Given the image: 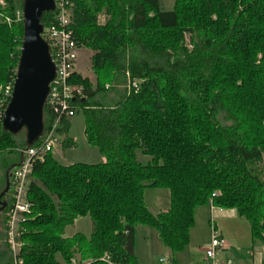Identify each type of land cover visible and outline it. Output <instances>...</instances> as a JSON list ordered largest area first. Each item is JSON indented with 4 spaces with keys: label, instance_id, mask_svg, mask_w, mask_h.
Wrapping results in <instances>:
<instances>
[{
    "label": "trees",
    "instance_id": "obj_1",
    "mask_svg": "<svg viewBox=\"0 0 264 264\" xmlns=\"http://www.w3.org/2000/svg\"><path fill=\"white\" fill-rule=\"evenodd\" d=\"M5 2L0 87L16 78L24 36L17 20L23 0ZM70 3V30L79 50L91 52L99 76L93 86L74 74L71 84L83 96L72 106L84 115L88 144L106 162L62 166L48 153L35 164L31 213L19 239L24 264H138V228L156 230L175 255L189 245L195 211L205 206L236 211L249 223L252 241L264 246V0H175L171 11L162 0ZM53 17L44 15V28ZM45 115L47 129V108ZM70 121L62 122L59 135ZM25 149V134L14 137L0 124V159L15 156L0 160L5 188ZM150 189L170 192L169 211L148 209ZM6 197L0 264L12 262L6 243L11 190ZM82 218L91 220L92 234L66 238Z\"/></svg>",
    "mask_w": 264,
    "mask_h": 264
},
{
    "label": "built area",
    "instance_id": "obj_2",
    "mask_svg": "<svg viewBox=\"0 0 264 264\" xmlns=\"http://www.w3.org/2000/svg\"><path fill=\"white\" fill-rule=\"evenodd\" d=\"M5 5V4H4ZM52 22L44 28L43 36L48 41L52 58L56 65V78L51 83L50 95L46 108L49 113V122L41 144L21 152L23 160L20 166L12 171L11 197L12 206L7 215L6 243L10 250L11 264H24L21 256L23 243L19 240L24 232L23 225L27 222L25 216L31 213V204L28 202V191L30 177L37 162H43L48 153H52L62 145L59 129L63 121L72 120L76 115L72 102L82 98L83 89L71 84L75 74L78 60L79 48L74 40L71 29V3L70 0H55V12ZM17 20L23 22L22 12L17 13ZM8 24L12 21L6 18ZM15 82V80H14ZM14 82L0 87V124L7 106L12 98ZM135 90L139 87L134 84ZM45 108V109H46ZM214 209L213 206H211ZM212 241L210 247L205 251L206 264H237L231 259L218 261L217 257L221 251H226L228 242L220 235L215 226L214 218L211 220ZM72 264H78L73 260ZM260 264H264V257Z\"/></svg>",
    "mask_w": 264,
    "mask_h": 264
},
{
    "label": "rangeland",
    "instance_id": "obj_3",
    "mask_svg": "<svg viewBox=\"0 0 264 264\" xmlns=\"http://www.w3.org/2000/svg\"><path fill=\"white\" fill-rule=\"evenodd\" d=\"M20 1L21 0H16L18 4H20ZM174 3H175V0H162V7L166 11H171L174 8ZM4 4L6 5L5 0H0V9H5ZM105 20H106L105 17H101L102 22H104ZM188 39L189 38H187V42L189 43ZM91 55L92 54L89 50H86V49L79 50L78 60H77L76 67H75V74H77L84 80H88V82L91 85L95 86L97 84V79L99 78V76H97L94 70L92 69ZM113 98H114V95L112 94L110 96V99H113ZM85 128H86V124H85L84 115L83 113H79L71 120V124L69 126L68 131L63 135H60V140L62 144L66 140H71L72 142L75 143L74 147H63V145H61L60 147L56 148L52 152L54 159L60 165L62 166H69V165H74V164L98 165L106 161L105 157L100 153L98 148L90 146L88 144L86 135H85ZM4 158L5 160H11V159L14 160L15 156L6 155L4 156ZM4 158H1V159H4ZM138 160L141 163L147 164L149 161V158H146L143 155H141V153H138ZM1 163L2 162H0V195L5 190V186L3 184V174L1 172ZM6 198L8 199V197ZM156 199L162 200L161 203L166 206V205H169L171 196L169 198V191L167 190H151L150 189L149 191L145 192L146 205L147 204L150 206L153 205L152 207H155ZM217 224H218V227L221 229L222 226H220V222L219 223L217 222ZM92 228H93V225L90 219L82 218L79 221H76L73 226L68 227L65 231L64 236L66 238H71L74 235L81 233L89 237L92 233ZM223 228L225 229L226 232H228L229 234L235 237L236 244L234 246V249L229 247L227 248V251H221L217 257L218 261H223L227 258H230L237 264H260L261 259L264 257V254H263L264 251L262 252L261 249L258 247L252 249L253 241L251 237V229L247 221L243 219L238 220V223L227 221V222H224ZM138 229H136V231ZM143 230H147V229H143ZM155 231L156 230H154V232ZM140 232H144V231H137L135 235V249H137V253L139 252L138 254L141 255L140 259L144 258L147 260L151 258V261H153L155 256H156L155 262L156 260L158 261V259L162 256L163 258L168 257L170 259L171 255H169V253L158 256L161 251L160 248H163L164 244L162 243L161 240H159V238L156 235H155V238H151V241H150L151 244H149L147 233L144 232L143 234ZM210 239L212 241V238L210 236L206 238L203 236V240L200 243L199 242L197 243L195 241H192V243L189 242V245L186 247L184 251L178 254H175L174 256L176 258H181L180 256L181 254H183L185 258H188V255L191 257H194V255H196L199 258L200 257V252L198 251L199 248L202 249L203 247L202 244H204L206 240H209L210 242ZM156 242L158 245H156ZM209 247L210 246H208L207 249ZM203 255L206 256V253L203 252ZM77 259L79 258L77 257Z\"/></svg>",
    "mask_w": 264,
    "mask_h": 264
},
{
    "label": "water",
    "instance_id": "obj_4",
    "mask_svg": "<svg viewBox=\"0 0 264 264\" xmlns=\"http://www.w3.org/2000/svg\"><path fill=\"white\" fill-rule=\"evenodd\" d=\"M55 12V0H23L22 15L24 36L12 98L5 111L2 129L14 136H26V149H31L45 132V108L51 83L56 78V65L51 47L44 38L42 19ZM23 155L20 156V162ZM21 163L9 168L6 188L0 195V215L6 204L1 200L10 193L12 171Z\"/></svg>",
    "mask_w": 264,
    "mask_h": 264
},
{
    "label": "crops",
    "instance_id": "obj_5",
    "mask_svg": "<svg viewBox=\"0 0 264 264\" xmlns=\"http://www.w3.org/2000/svg\"><path fill=\"white\" fill-rule=\"evenodd\" d=\"M70 124H71V121H70ZM105 162H103V163H105ZM147 191H149V190H146V192ZM170 196L171 195L169 192V198H170ZM161 201L162 200H160V199H156L155 200V207H152L153 205L150 206L147 204L148 209L153 214H159L162 212L169 211L170 206H171V199L169 201V205H166V206L163 205L161 203ZM212 218H214L216 220V221L215 220L214 221H215V226H216L217 231L228 242V248L231 247L232 249H234V246L236 244L235 237L225 231V229L223 228V224H224V222H227V221H232V222L238 223V220H242V219L238 216L236 211H224V210H219L216 208L212 209L211 206L201 207L195 211V226L191 230L190 243H192V241H195L197 243L202 242L203 236L205 238L209 237V236L212 238V230H211V226H210ZM79 220H77V221H79ZM217 222L218 223L220 222V226H222L221 229L218 227ZM143 229H147V230H143ZM92 230H93V228H92ZM137 231H144L145 233H147V235H148L147 238L149 240L148 241L149 244H151L150 243L151 238H155V235L159 238L158 233L156 231L154 232V230L149 229V228H139ZM137 231L134 234V238H135ZM144 232H140V233L144 234ZM78 234H81V233H78ZM159 240H160V238H159ZM210 243H211V239H210V242H209V240H206L204 242V244H202L203 245L202 249L199 248V250H198L200 252L199 258L196 255H194V257H191L188 255V258H185L183 256V254H181V256H180L181 258H176L171 253V251L168 250L167 248H165L164 246H163V248H160L161 251H160L158 256H160L162 254L169 253V255H171L170 259L168 257L163 258V256L160 257L159 259L157 257L158 261L156 260V262H155L156 256L154 257L153 261H151V258H149L147 260L144 258L140 259L141 255L138 254L139 252L137 253V249H135V256H136L138 264H206L205 263V261H206L205 257L206 256L203 255V252H205L207 247L210 246ZM156 245H158L157 242H156ZM257 247L260 248L262 252L264 251L263 245H261L260 243L252 242V249L257 248ZM150 249H151V247H150ZM178 259H180V260H178ZM222 259H224V258H222ZM228 259H230V258H227L225 260H228ZM141 260H143V261H141Z\"/></svg>",
    "mask_w": 264,
    "mask_h": 264
},
{
    "label": "flooded vegetation",
    "instance_id": "obj_6",
    "mask_svg": "<svg viewBox=\"0 0 264 264\" xmlns=\"http://www.w3.org/2000/svg\"><path fill=\"white\" fill-rule=\"evenodd\" d=\"M6 196L1 200V203H5L6 204V207H5V209L7 208V205H8V202H9V198L10 197H8V199L6 198ZM0 208H1V206H0Z\"/></svg>",
    "mask_w": 264,
    "mask_h": 264
}]
</instances>
